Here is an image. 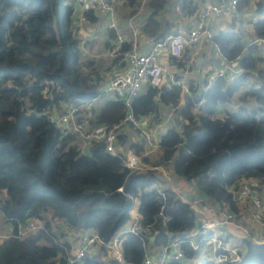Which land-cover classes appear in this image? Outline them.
Returning a JSON list of instances; mask_svg holds the SVG:
<instances>
[{
  "label": "trees",
  "instance_id": "1",
  "mask_svg": "<svg viewBox=\"0 0 264 264\" xmlns=\"http://www.w3.org/2000/svg\"><path fill=\"white\" fill-rule=\"evenodd\" d=\"M125 1L138 7L142 0ZM168 2L150 0L152 12L142 28L146 36L166 31L162 13ZM77 3L0 0V201L4 221L13 229L0 241V264H68L73 245L58 225L75 233L76 246L89 228L104 243L76 264H121L108 244L130 223L136 200L151 234L124 235L121 248L126 264H144L147 252L197 226L192 203L165 186L160 168L194 183L220 210L228 208L235 214L239 208L234 194L243 181L257 178L264 191V67H259L264 50L253 43L244 53V43L234 32L215 35L213 42L227 61L242 56L245 72L233 82L219 78L194 96H183L181 85L164 88V102L177 109L176 124L161 133L155 155L147 153L144 142L131 145L145 170L127 174L122 157L108 153L103 142L93 140L84 148L76 133L65 134L50 121L51 111L60 114L71 103L83 106L79 120H87L90 127L121 124L129 112L119 99H105L99 109L93 101L107 93L109 72L124 66L123 54L133 44L125 40L108 68L94 58L83 60L75 26L80 20ZM247 4L241 0L239 9ZM257 10L264 13V0ZM97 13L86 12L85 21L98 22ZM253 36L264 39V18L254 23ZM116 39V31L108 29L105 48L111 50ZM252 72L258 80L242 96L243 104L236 111L220 112ZM245 96L254 98L258 107H249ZM159 110L150 95H139L132 105L137 118L157 115ZM138 133L131 123L123 124L118 140L128 143ZM163 216L170 220L164 222ZM29 221L41 227L23 237L20 228ZM243 243L246 252L241 259L218 264H264V244L250 239ZM195 253L191 244L184 245L185 258Z\"/></svg>",
  "mask_w": 264,
  "mask_h": 264
},
{
  "label": "built area",
  "instance_id": "2",
  "mask_svg": "<svg viewBox=\"0 0 264 264\" xmlns=\"http://www.w3.org/2000/svg\"><path fill=\"white\" fill-rule=\"evenodd\" d=\"M240 1L241 0H225L219 4H207L201 16L198 18L196 26L188 32L177 33L164 37L158 42H154L152 49L147 53H142L134 47L123 54V61L125 62L123 68L110 73L108 85L106 87V92L111 95V98L122 100L127 108H129V112L121 124H117L112 127L107 125L90 127L87 120H79L81 117V111L84 109L83 106L72 103L68 104L66 110L60 114H58L59 112L56 110L51 111V113H49L50 121L55 123L56 126L65 134L76 133L81 140L87 144L93 140L103 142L108 153L113 156L122 157L124 169L127 174L139 170H145V166L141 163L140 157L135 154L132 148L128 149L124 155L117 150V144L119 143L118 135L121 125L131 123L139 130V133L137 134V142H144L150 148L157 147V142L153 141L152 137L149 135L150 133L148 129H146L155 119L156 115L154 113H150L142 118H137L132 111V105L134 100L140 95L141 89L146 82L149 80L162 82L165 79V76H167L166 67L160 60V52L168 50L175 59H184L188 48L196 46L204 36L208 38L212 37V34L206 29V21L209 17L212 14L216 15L218 18H221L226 14H234L236 17L239 16ZM77 7L79 10L80 20L82 21L86 20L85 13L88 11L96 10L109 14L107 26L109 29L116 31L117 39L114 41V47L107 53L111 58L115 57L121 49V44L125 41L124 37L120 33L118 18L115 15V0H78ZM138 32L139 29L137 27L133 28L134 35L138 34ZM256 41L260 40H249V45L256 43ZM261 45L264 50V39H261ZM217 53L223 60L225 59L220 48H217ZM241 59L242 56L234 61L228 62L224 60L226 65L223 68L218 69L207 76L206 88L212 86L219 78H225L228 82H233L240 77L241 74L245 72V69L241 65ZM167 77L171 81L172 85L182 86L180 80L174 79L172 75ZM85 109L89 110L88 116H92L91 104L85 105ZM161 170L167 174L165 168H161ZM260 190L261 181L259 179H247L240 185L236 199L250 201L255 210L252 218L262 228L264 226V201L260 197ZM119 191L123 192V187H120ZM158 191L162 192L163 190L159 188ZM184 199L192 203L194 218L199 227L196 226V228L191 230L186 235L174 236L167 243L163 244L156 254L157 259H155L152 254L147 252L144 257V264H169L171 262L181 261L185 257L184 245L189 243L194 248H197V245H195L197 239L207 238V233L210 231H214L212 240L215 243H218V249L222 254L219 257L220 262L231 259L230 255H226V253L229 254L230 249H226L224 246L222 247L221 244L222 240L229 237V231L231 228H237L240 232L239 236L243 239H250L256 244H264V228L263 231L257 235H251L249 230L246 228H242L241 230L240 226L235 222V218L237 216L227 208H223L219 211L220 218L214 223V226L213 223L207 224L205 220L206 217L203 213L206 207L201 206L203 205L201 204L202 201L198 202L196 199L190 200L189 196H186ZM197 203L198 206L195 205ZM163 220L164 222H167L170 220V217L163 216ZM64 226L66 229L69 228L67 225ZM40 227L41 225L37 222L29 221L20 228V235L22 236L25 230L32 231L35 229L37 230ZM143 233L151 234L149 226H145L143 224L142 218L137 210L134 216H132V221L115 234L111 243L108 244V248L115 258L121 262V264H126L121 248L122 236L127 234L141 235ZM103 244V241L95 232L93 234H82L80 245L75 246L74 243H72L78 251L75 255L70 256L68 264L78 263L87 254L93 253L97 246H102Z\"/></svg>",
  "mask_w": 264,
  "mask_h": 264
},
{
  "label": "crops",
  "instance_id": "3",
  "mask_svg": "<svg viewBox=\"0 0 264 264\" xmlns=\"http://www.w3.org/2000/svg\"><path fill=\"white\" fill-rule=\"evenodd\" d=\"M223 1L225 0H169L166 8L162 13L163 27L164 30H166L161 32L164 33L163 38L181 32H188L196 26L197 20L201 16L207 4H219ZM247 1V6H245L242 10L239 9V16L237 17L234 14H226L221 18H218L216 15L212 14L206 21V29L212 34V37H202L196 46L188 48L186 57L184 59H175L168 50H163L160 52V60L166 67L167 76L172 75L174 79L180 80L183 88V96L193 95L201 92L203 89L205 90L207 76L209 74H212L216 70L223 68L226 65L224 61L226 59L223 60L217 53V48L219 47L213 42V37L215 35L223 36L230 32L236 33L241 38V41L244 43V53L247 49V46L249 45V40H258L256 37L254 38V36L250 35H253L254 33V23L264 18V13L257 10L258 3L261 0ZM151 12L152 8L150 7V0H142L138 7H131L128 3H126L125 0H115V15L118 18V26L120 33L126 41L131 42L133 44V47L137 48L142 53L149 52L155 42V37L153 38L146 36L142 30L145 21ZM96 13L101 16L98 22L91 23L78 19V21L76 20L75 26L77 30L79 29L85 34V36H87L83 43H81L83 44L82 49H84L87 57H90L92 59L94 58L99 61V56L102 55V57L104 58L103 52L106 53L107 51V49L105 48V42L107 40V32L109 29L107 26L109 14L102 13L100 11H96ZM135 27L139 29V32L136 35L133 34V28ZM87 40L93 41L92 43L94 47L91 44L90 46L91 48L93 47V49L91 50L90 48V51L87 49V46H85V41ZM256 44L261 45V42L258 41L256 42ZM95 47H98L99 52H93ZM103 58H101L102 61L110 62L111 58L109 56L108 58L105 57V60ZM259 65L261 67H264V60H261L259 62ZM121 68L114 67L109 72V75L110 73ZM167 76H165V79L162 82L151 81L150 86H143L141 92H144L145 94H141L140 92L141 96H152L153 100L158 102L160 105V110L158 111L155 119L146 128L148 129L150 133L149 135L152 137V139H154L152 131H157L156 136L158 137V141H155L157 142V147L150 148L147 146V153L155 152L158 149V143L161 140V133H163V129H169L171 126H174L176 124L175 113L177 109L169 104H166L163 100V89L170 88L172 86V83ZM257 80L258 77L255 72L249 74L247 82L239 89V91L235 94V97L242 98L245 92H247L250 89V86L253 83L257 82ZM106 94L108 95L106 99H110L111 95H109L108 93ZM99 100H101L100 97L96 98L93 101L94 107L96 105V102ZM104 102L105 100L102 102V104ZM183 104L184 100L181 101V105ZM242 104L243 102L237 104L230 103L231 106L228 107L235 108L236 106L239 107ZM101 106L102 105L97 107V109H99ZM228 107L222 105L220 107V112L228 111ZM130 135L132 134L129 133V136ZM137 141L138 136H135V138L130 139L128 143H121V141H119V143L117 144V150L122 155H124L126 154L128 149L131 148V145L133 143H137ZM83 147L88 148V144L83 142ZM161 171L163 172V170ZM166 173L167 174L163 172L165 177L164 184L166 187L174 189L176 192L180 193L184 198H186V196H189L190 200L196 199L198 202L202 201L201 204L203 205L201 206L206 207L203 213L207 219V222H212L214 219L218 220L220 218V209L218 208V206L213 204L211 198L197 190V187L194 183H191L185 179L183 180V178L181 177L175 176L173 172H171V170L169 169H166ZM236 193L235 198H237ZM196 224L197 227H199L198 223ZM2 227L3 235L9 236L12 234L13 229L10 224L4 221V225H2ZM211 232L212 231L207 233L208 237L203 238L202 242H200L201 238L197 239V242H195L197 248L193 247L194 250L197 252L202 249L197 259L188 260V262L184 264H196V261H199L200 264H205L208 261H212L216 264L220 263L219 257L222 255L220 250L217 248L215 249L213 247V243H209L210 240L214 242L212 240ZM86 233L93 234L94 231L92 228H89ZM239 233L240 232L237 228H231V230L229 231V237L225 239L224 243L228 247H231V245H233V247L239 246L240 250H237V255L242 257L246 252L245 245L243 243V240L245 239L241 238L239 236ZM74 245L76 246V243ZM204 246H207V248L203 250ZM215 246H217L216 243ZM157 252L158 249H152V252L150 254H152L155 259H157ZM229 255L232 254L230 253Z\"/></svg>",
  "mask_w": 264,
  "mask_h": 264
},
{
  "label": "rangeland",
  "instance_id": "4",
  "mask_svg": "<svg viewBox=\"0 0 264 264\" xmlns=\"http://www.w3.org/2000/svg\"><path fill=\"white\" fill-rule=\"evenodd\" d=\"M207 23V22H206ZM76 32H77V37L79 38V40H80V42L81 43H83V41L85 40V38L87 37V36H85V34L82 32V31H80L79 29L77 30V28H76ZM250 36H253L252 34L250 35ZM255 38V37H254ZM258 40H260V42H261V39H259V38H257ZM93 41H89V40H87V41H85V46H87V49L90 51V48H91V44H92V46L94 47V45H93V43H92ZM256 42H258V41H256ZM84 46V47H85ZM261 46V48H262V45H260ZM93 47L91 48V50L93 49ZM101 47V46H100ZM103 51V50H102ZM107 51H109V50H107ZM107 51H106V53L105 52H103L104 53V58L105 57H107L108 58V56H109V54L107 53ZM93 52H99V49H98V47H95L94 48V50H93ZM186 54H187V51H186ZM261 53L259 52V55H260ZM101 55V54H100ZM100 57V59H99V61H101L103 64H104V66H105V68H108L109 66H110V62L109 61H102V59L101 58H103L102 57V55L101 56H99ZM110 57V56H109ZM185 57H186V55H185ZM184 57V58H185ZM88 57H87V55H86V53H85V51H84V49H82V59L83 60H85V59H87ZM103 58V59H104ZM111 58V57H110ZM105 60V59H104ZM106 60H108V59H106ZM259 67H261L260 65H259ZM253 75V74H252ZM151 81L152 80H149L148 82H146L143 86H150V84H151ZM149 93V92H148ZM246 93V92H245ZM141 94H145L144 92H141ZM239 94H241V93H239ZM107 94L106 93H103V94H101L100 95V98H101V100H99V101H97L96 102V105H95V107L97 108V107H99L100 105H102V102L107 98ZM187 96H194V94L193 95H187ZM240 99V100H239ZM245 99H247V101H246V103L248 104V106L249 107H256V106H258L257 105V103H256V101L254 100V98H252V97H250V96H245ZM240 102H243L242 101V98H238V97H233L232 98V100L230 101V102H228V103H226V104H224L225 106H231L230 105V103L232 104V103H234V104H237V103H240ZM245 103V102H244ZM238 109V107L236 106L235 108H229L228 107V111H231V112H233V111H236ZM132 131H134V130H132ZM160 132V131H159ZM156 134H157V131L156 130H153L152 131V135H153V140L154 141H158V137L156 136ZM155 154H157V152L155 151L154 152V155ZM259 193H260V197H261V199L264 201V191L261 189L260 191H259ZM236 195L238 196V193H236ZM234 198H235V194H234ZM235 200H236V202H237V206H238V208H239V213L238 214H235L237 217L235 218V222L240 226V228H241V230H242V228H246V229H248L249 230V232H250V234L252 235H257V234H259V233H261L262 231H263V228H264V226L261 228V226L257 223V222H255L254 220H253V218H252V215H253V213H254V207L252 206V204L250 203V201H247V200H242V199H236L235 198ZM138 206H139V201L138 200H136L135 201V204H134V206H133V209H132V211H131V214H132V216H134V214H135V212L138 210ZM197 206H198V203H197ZM196 206V207H197ZM198 208V207H197ZM199 208H201V207H199ZM228 209V208H227ZM229 211H231L230 209H228ZM232 212V211H231ZM47 217L49 218V219H53V214L52 213H49V214H47ZM206 220V222H207V219H205ZM219 220V219H218ZM218 220H213L212 222H207V224H211V223H213V226H214V223L216 222V221H218ZM53 221H54V219H53ZM131 221H132V218H131ZM255 222V223H254ZM2 225H4V218H3V216H2V214H0V241H2L4 238H5V236L6 235H3L2 234ZM55 227H58V226H60L61 228V231H62V233L63 234H65V236H67V237H65L67 240H70L71 242H73L74 243V241H72L73 240V238L75 237V233L71 230V229H69V228H67L66 229V227L64 226V225H58L57 226V222H56V220H55V222H54V224H53ZM36 231V229L35 230H32V231H28V230H25V232H24V234L22 235L23 237L24 236H28L30 233H33V232H35ZM214 232V231H213ZM213 232H211L212 233V235H213ZM210 235V234H209ZM7 237V236H6ZM228 238V237H227ZM226 238V239H227ZM225 240H222V242H221V244H222V247L224 246L226 249H230L231 251L229 252V254L231 253L232 255H230L231 256V259H235V260H239V259H241V257L239 256V255H237V250H240L239 249V246H235V247H233V245H231V247H228L225 243ZM209 243H213V247L216 249H218L219 248V246H218V243H216V245L217 246H215V243L214 242H212L211 240L209 241ZM205 248H207V246H204L203 247V250L205 249ZM73 255H75L76 253H77V248H75L74 246H73ZM233 250V251H232ZM234 250H235V252H234ZM201 251H202V249L201 250H199V251H197L196 253H195V255H194V257H192V258H183L181 261H180V263H186V262H188V260H191V259H193V260H195V259H197V257L200 255V253H201ZM90 254V253H89ZM240 257V258H239ZM196 264H200V262L199 261H196Z\"/></svg>",
  "mask_w": 264,
  "mask_h": 264
},
{
  "label": "water",
  "instance_id": "5",
  "mask_svg": "<svg viewBox=\"0 0 264 264\" xmlns=\"http://www.w3.org/2000/svg\"><path fill=\"white\" fill-rule=\"evenodd\" d=\"M163 36H164V33H160L158 36H156L155 38H154V41L155 42H158L160 39H162L163 38ZM168 131V129H163V134H165L166 132Z\"/></svg>",
  "mask_w": 264,
  "mask_h": 264
}]
</instances>
